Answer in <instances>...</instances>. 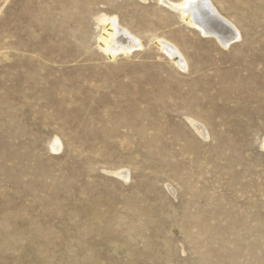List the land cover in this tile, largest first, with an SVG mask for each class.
<instances>
[{"label":"rangeland","instance_id":"obj_1","mask_svg":"<svg viewBox=\"0 0 264 264\" xmlns=\"http://www.w3.org/2000/svg\"><path fill=\"white\" fill-rule=\"evenodd\" d=\"M161 1L0 0V264H264V0L228 49Z\"/></svg>","mask_w":264,"mask_h":264},{"label":"bare ground","instance_id":"obj_2","mask_svg":"<svg viewBox=\"0 0 264 264\" xmlns=\"http://www.w3.org/2000/svg\"><path fill=\"white\" fill-rule=\"evenodd\" d=\"M161 3L177 13L187 25L198 30L203 37L215 39L224 49H228L241 37L239 30L220 14L212 0H183L180 3L162 0ZM98 21L103 25L100 50L110 59H115L119 55L129 56L142 48L140 40L122 27L117 17L103 15ZM155 45L158 50L168 55L179 69H187L185 57L173 43L158 39ZM192 124L201 135H206L204 129L197 123ZM58 146L59 144L55 142L51 148L58 151L60 149Z\"/></svg>","mask_w":264,"mask_h":264}]
</instances>
